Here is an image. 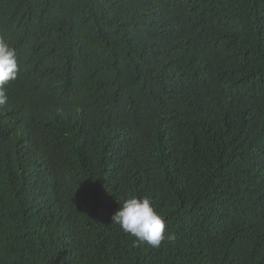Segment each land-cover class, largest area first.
I'll return each mask as SVG.
<instances>
[{"label": "trees", "instance_id": "obj_1", "mask_svg": "<svg viewBox=\"0 0 264 264\" xmlns=\"http://www.w3.org/2000/svg\"><path fill=\"white\" fill-rule=\"evenodd\" d=\"M0 40V264H264V0H0Z\"/></svg>", "mask_w": 264, "mask_h": 264}, {"label": "clouds", "instance_id": "obj_2", "mask_svg": "<svg viewBox=\"0 0 264 264\" xmlns=\"http://www.w3.org/2000/svg\"><path fill=\"white\" fill-rule=\"evenodd\" d=\"M18 75V63L15 50L0 40V106L8 101L5 86ZM112 222L126 234L134 237L135 243H145L158 248L165 239H174L166 235L164 218L156 211L148 197L131 196L126 198L113 214Z\"/></svg>", "mask_w": 264, "mask_h": 264}]
</instances>
